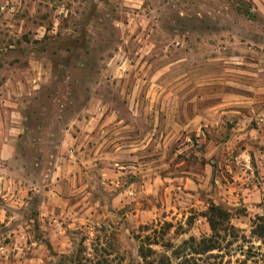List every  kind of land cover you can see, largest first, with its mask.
I'll return each mask as SVG.
<instances>
[{
	"label": "rangeland",
	"instance_id": "374dc122",
	"mask_svg": "<svg viewBox=\"0 0 264 264\" xmlns=\"http://www.w3.org/2000/svg\"><path fill=\"white\" fill-rule=\"evenodd\" d=\"M0 91V264H264V0H0Z\"/></svg>",
	"mask_w": 264,
	"mask_h": 264
},
{
	"label": "crops",
	"instance_id": "0c3cea01",
	"mask_svg": "<svg viewBox=\"0 0 264 264\" xmlns=\"http://www.w3.org/2000/svg\"><path fill=\"white\" fill-rule=\"evenodd\" d=\"M33 80L36 81L37 77L33 75ZM2 91H0L1 94ZM11 104L7 103L3 96H0V160H11L16 155L15 142L20 132L22 123L17 118V113L10 107ZM16 108V106L13 105ZM9 115H5L7 113ZM4 114V115H3ZM0 170V181L3 179ZM1 216V210H0Z\"/></svg>",
	"mask_w": 264,
	"mask_h": 264
},
{
	"label": "trees",
	"instance_id": "16d2710c",
	"mask_svg": "<svg viewBox=\"0 0 264 264\" xmlns=\"http://www.w3.org/2000/svg\"><path fill=\"white\" fill-rule=\"evenodd\" d=\"M227 220L228 218L226 213L223 212L220 208L215 206L209 208V211L207 213V221L213 235L209 239L202 240L198 245L199 247H201L200 253H206L219 249V246H217L216 244L218 242L213 239L218 236V232L221 230V227L225 225ZM139 253L143 260H147L150 250H144L143 245H141L139 248ZM80 264H82V261H80ZM147 264L153 263L149 262Z\"/></svg>",
	"mask_w": 264,
	"mask_h": 264
}]
</instances>
